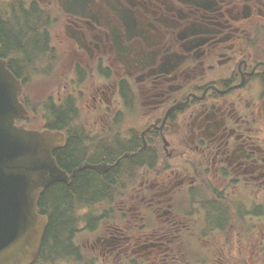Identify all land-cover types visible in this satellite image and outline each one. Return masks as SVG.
Segmentation results:
<instances>
[{
	"label": "flooded vegetation",
	"instance_id": "flooded-vegetation-1",
	"mask_svg": "<svg viewBox=\"0 0 264 264\" xmlns=\"http://www.w3.org/2000/svg\"><path fill=\"white\" fill-rule=\"evenodd\" d=\"M1 2L21 102L80 159L60 166L118 172L81 203L60 264L264 256V0ZM39 63L43 105L24 68Z\"/></svg>",
	"mask_w": 264,
	"mask_h": 264
},
{
	"label": "water",
	"instance_id": "water-1",
	"mask_svg": "<svg viewBox=\"0 0 264 264\" xmlns=\"http://www.w3.org/2000/svg\"><path fill=\"white\" fill-rule=\"evenodd\" d=\"M19 81L0 61V264H33L47 218L37 213L41 194L71 178L53 157L62 136L33 131L16 122L27 115L18 96Z\"/></svg>",
	"mask_w": 264,
	"mask_h": 264
},
{
	"label": "trees",
	"instance_id": "trees-1",
	"mask_svg": "<svg viewBox=\"0 0 264 264\" xmlns=\"http://www.w3.org/2000/svg\"><path fill=\"white\" fill-rule=\"evenodd\" d=\"M27 51L28 49H26L24 53H27ZM19 56L22 57L21 54ZM24 68L28 69L30 72L32 69L37 68V66H25ZM53 128L55 127L53 126ZM61 152H63L61 157L64 159V162L68 164V167H77L79 165L78 162L80 159L77 158L78 156H73L68 149H64V151ZM61 157L59 154L56 155L59 164L62 165ZM116 171L117 168L106 175V179H102L96 175L93 176L90 170H81L69 184L55 183L44 192L39 207L41 211L48 214L49 225L43 242L42 259H39L36 264H44L47 262L48 258L53 261L62 254V251L66 250L68 243H70L74 236V218L78 206L85 201L91 202V199H93L97 193L106 191L107 185L109 184L108 181L112 178L113 181L116 178L118 173ZM114 184L115 183H113V185ZM50 243H53V249L44 257L49 251Z\"/></svg>",
	"mask_w": 264,
	"mask_h": 264
},
{
	"label": "rangeland",
	"instance_id": "rangeland-1",
	"mask_svg": "<svg viewBox=\"0 0 264 264\" xmlns=\"http://www.w3.org/2000/svg\"><path fill=\"white\" fill-rule=\"evenodd\" d=\"M47 78L45 76H40L39 78H35L34 81L32 82L33 84V95H34V100L36 102H43L44 100V95H43V87L47 83ZM31 122L34 125L35 128H42L44 124L42 123L43 120V111L38 110V112L35 115L31 116ZM260 201H264V196H260ZM262 212V209L259 210V213ZM244 225H246L243 221H241ZM243 262L241 263V261ZM230 264H246L244 259H241L235 254V250L232 252V256L230 257ZM251 264H264V256H260L259 258L254 257L252 259ZM59 264V263H58ZM247 264H250L247 261Z\"/></svg>",
	"mask_w": 264,
	"mask_h": 264
}]
</instances>
